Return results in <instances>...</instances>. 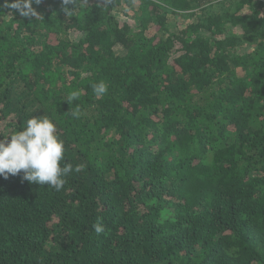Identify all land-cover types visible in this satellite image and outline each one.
Instances as JSON below:
<instances>
[{
	"label": "trees",
	"instance_id": "16d2710c",
	"mask_svg": "<svg viewBox=\"0 0 264 264\" xmlns=\"http://www.w3.org/2000/svg\"><path fill=\"white\" fill-rule=\"evenodd\" d=\"M25 2L0 140L45 115L73 171L0 177V264H264V0Z\"/></svg>",
	"mask_w": 264,
	"mask_h": 264
},
{
	"label": "clouds",
	"instance_id": "9594fccd",
	"mask_svg": "<svg viewBox=\"0 0 264 264\" xmlns=\"http://www.w3.org/2000/svg\"><path fill=\"white\" fill-rule=\"evenodd\" d=\"M36 2L39 3V0ZM64 2L69 3L71 0ZM12 7L21 6L17 3ZM32 12L26 0L21 14L28 16ZM91 87L97 97H103L108 91V85L102 80ZM78 96L79 92L74 91L70 94V100L75 101ZM64 153L65 144L54 122L45 115H32L22 130L0 140V177L7 179L9 175L15 176L22 172L23 179L29 183L47 185L60 191L66 183V177L73 171L71 163L63 162ZM93 229L97 234L104 231L101 223L93 224Z\"/></svg>",
	"mask_w": 264,
	"mask_h": 264
},
{
	"label": "rangeland",
	"instance_id": "374dc122",
	"mask_svg": "<svg viewBox=\"0 0 264 264\" xmlns=\"http://www.w3.org/2000/svg\"><path fill=\"white\" fill-rule=\"evenodd\" d=\"M172 27L171 26H168V29H171Z\"/></svg>",
	"mask_w": 264,
	"mask_h": 264
}]
</instances>
